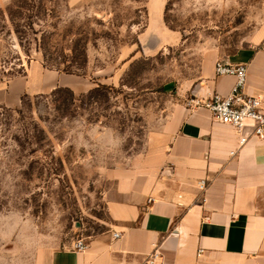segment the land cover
I'll return each mask as SVG.
<instances>
[{"label":"rangeland","instance_id":"obj_1","mask_svg":"<svg viewBox=\"0 0 264 264\" xmlns=\"http://www.w3.org/2000/svg\"><path fill=\"white\" fill-rule=\"evenodd\" d=\"M151 1L0 0L2 87L34 67L82 87L0 104V264L106 229V170L159 131L209 48L252 30L259 2Z\"/></svg>","mask_w":264,"mask_h":264},{"label":"crops","instance_id":"obj_2","mask_svg":"<svg viewBox=\"0 0 264 264\" xmlns=\"http://www.w3.org/2000/svg\"><path fill=\"white\" fill-rule=\"evenodd\" d=\"M163 1L151 2L160 11ZM238 1L240 8L247 2ZM253 21L234 49L214 46L203 54L198 75L178 89L180 102L159 131L126 163L106 170V229L82 237L87 246L81 250L73 242L37 249L31 264H144L153 251L152 264H264V138H250L229 155L234 130L207 108L186 104L189 97L228 93L235 79L214 74L216 59L245 63L243 90L264 101V0ZM53 82L82 90L73 79L34 67L24 79L0 84V104L16 105L21 94L46 91Z\"/></svg>","mask_w":264,"mask_h":264},{"label":"built area","instance_id":"obj_3","mask_svg":"<svg viewBox=\"0 0 264 264\" xmlns=\"http://www.w3.org/2000/svg\"><path fill=\"white\" fill-rule=\"evenodd\" d=\"M215 75H232L235 79L227 94L211 92L205 98L199 100L189 97L188 105H200L207 108L214 121L230 126L236 134V146L228 151L234 155L250 138H264V101L257 95L244 92L243 86L246 82V64L241 62H229L224 59H216L213 64ZM206 185L205 179L198 181V187L203 189ZM118 237V232H113ZM73 248L84 249L87 244L82 238L73 241ZM200 251V249H199ZM157 253L153 251L148 255L144 264H152ZM118 264H132L119 262Z\"/></svg>","mask_w":264,"mask_h":264}]
</instances>
